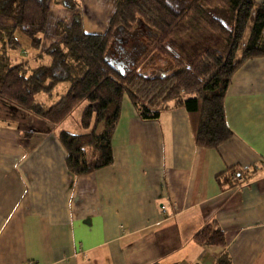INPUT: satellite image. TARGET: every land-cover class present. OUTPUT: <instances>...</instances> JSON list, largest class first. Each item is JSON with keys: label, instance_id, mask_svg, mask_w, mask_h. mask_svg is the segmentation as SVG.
Listing matches in <instances>:
<instances>
[{"label": "crops", "instance_id": "0c3cea01", "mask_svg": "<svg viewBox=\"0 0 264 264\" xmlns=\"http://www.w3.org/2000/svg\"><path fill=\"white\" fill-rule=\"evenodd\" d=\"M76 1L87 32L116 8ZM14 24L0 15V25ZM225 113L232 137L205 148L181 102L144 120L126 95L113 162L74 175L58 125L0 97V264H218L225 253L233 264H264V56L236 70ZM231 168L246 173L218 179ZM213 221L225 247L195 239Z\"/></svg>", "mask_w": 264, "mask_h": 264}, {"label": "trees", "instance_id": "16d2710c", "mask_svg": "<svg viewBox=\"0 0 264 264\" xmlns=\"http://www.w3.org/2000/svg\"><path fill=\"white\" fill-rule=\"evenodd\" d=\"M53 3L77 8L69 0H0V15L15 21L12 26L0 25L2 47H20L16 31L22 29L40 48ZM115 6L103 33L87 32L80 13L70 24L59 22L58 39L46 50L49 63L30 69L27 59L14 62L1 54L0 97L56 125L86 102L79 120L84 132H59L74 175L113 162L112 139L126 95L144 120L158 119L169 101L181 102L197 119L195 138L202 147L218 148L230 139L233 131L226 119L225 97L236 70L246 60L264 56V0H190L180 9L169 0H116ZM213 9L228 11L229 25L209 12ZM194 15L223 36L224 44L206 47L186 62L172 54L169 45L191 31ZM139 23L155 30L153 46L148 50L142 41L140 53L126 56L121 28L132 31ZM150 60L160 66H150ZM64 81L70 86L57 102H37L39 93L52 95ZM244 173L231 168L228 177L221 174L218 179L225 177L230 184ZM195 239L203 245L226 246L225 233L216 221L199 230ZM218 264L233 263L225 253Z\"/></svg>", "mask_w": 264, "mask_h": 264}, {"label": "rangeland", "instance_id": "374dc122", "mask_svg": "<svg viewBox=\"0 0 264 264\" xmlns=\"http://www.w3.org/2000/svg\"><path fill=\"white\" fill-rule=\"evenodd\" d=\"M69 1L71 2L70 4L75 3L77 5V8L76 7L73 8L69 5L64 6V5H54V3L52 4V8H51L52 10L50 12L47 28L41 35L42 45L40 48L34 47L31 44V40L29 36L22 29H18L17 38L22 43V47L19 49H9V48L0 47V55L4 54L8 56L9 55L15 56L18 58H22V57L28 58L30 59L29 61L30 69L49 63L51 58L50 55L46 53V50L51 46L53 42H55L58 39V36L56 34L58 23L65 22L67 24H70L73 20V15L77 13V11H79L78 2L76 0H69ZM169 1L177 9H180L181 6H183L185 3H188L190 0H169ZM209 12L212 15L223 19L229 25L230 19H229L228 11L221 9H213V10H209ZM100 14L101 13H99V15L97 14V16H100ZM109 21L92 20L88 22L90 26V27L88 26V28H90L91 31H96L95 33H103L107 30ZM190 23L192 29L188 34H186L183 37L174 38L171 41L169 46L172 54L184 59L186 62H190L196 53H198L200 50L206 47L223 46L224 44L223 36L212 32L201 17L194 15ZM92 26H94V28ZM121 31L120 34H123V36L126 38V42L123 43L124 44L123 49L126 56L129 55L131 57H135L138 53H140V50H142V47L144 46L142 44V41L145 44L144 47L146 48L147 46V49L151 50L154 42L153 40L154 35H152L155 32L154 29L150 31L149 28L139 23L135 26V29H133L132 31H128L123 28H121ZM143 58H141V60H139L138 62H141ZM159 61H163V59L162 60L160 59ZM159 61L150 60L148 61V64L152 67H156V66L159 67L160 66ZM69 85L70 83L68 81H64L58 84V86L56 87L53 93V96H49L43 92L39 93L37 95V102H42L50 105L55 103L57 100H59V98L62 95H64L67 92ZM85 104H86L85 102L81 103L72 113V115H70L61 124L58 125V128L60 130H68L73 133L83 132L84 130L79 126L78 121L81 117Z\"/></svg>", "mask_w": 264, "mask_h": 264}]
</instances>
